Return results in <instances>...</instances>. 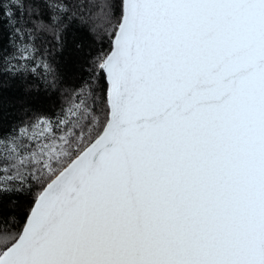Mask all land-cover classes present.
I'll return each instance as SVG.
<instances>
[{
	"label": "snow or ice",
	"instance_id": "6c2138e0",
	"mask_svg": "<svg viewBox=\"0 0 264 264\" xmlns=\"http://www.w3.org/2000/svg\"><path fill=\"white\" fill-rule=\"evenodd\" d=\"M43 2L0 0L26 91L59 88L74 19L108 47L0 133V193L30 197L0 199V264H264V0Z\"/></svg>",
	"mask_w": 264,
	"mask_h": 264
},
{
	"label": "trees",
	"instance_id": "16d2710c",
	"mask_svg": "<svg viewBox=\"0 0 264 264\" xmlns=\"http://www.w3.org/2000/svg\"><path fill=\"white\" fill-rule=\"evenodd\" d=\"M81 0H73L74 4H79ZM103 0H96L101 3ZM87 4L88 0H84ZM41 14L46 16L48 9L43 0H39ZM79 12V8L75 9ZM97 10L92 9L95 13ZM19 16V12H17ZM27 18V14H25ZM12 26L2 18V10H0V133H6L10 127L25 119L26 115H30L31 111L51 115L57 110L64 99L61 95V89L72 88L79 85L80 82L89 77V71L92 67L91 61L99 49L103 46L107 49L106 38L104 43L98 38L97 33L90 30L89 25L81 24L78 19H74L65 33V46L62 51L54 54L55 67L62 83L57 90L46 91L43 85L39 89L26 91V86L40 82L30 73L20 71L16 75L5 72L3 57L14 53L15 49L9 42ZM51 36L47 33L40 32L37 34L35 44L38 49L44 50L49 47L48 42ZM13 63H16L13 61ZM31 67V65H29ZM26 77V79H25ZM0 199L5 204L11 205L15 218L19 221L24 215L29 205L30 197L27 193H0Z\"/></svg>",
	"mask_w": 264,
	"mask_h": 264
}]
</instances>
